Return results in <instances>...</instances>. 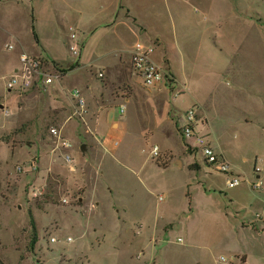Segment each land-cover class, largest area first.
I'll return each mask as SVG.
<instances>
[{
	"label": "rangeland",
	"instance_id": "1",
	"mask_svg": "<svg viewBox=\"0 0 264 264\" xmlns=\"http://www.w3.org/2000/svg\"><path fill=\"white\" fill-rule=\"evenodd\" d=\"M138 41L171 76L160 92L132 71ZM23 54L58 78L9 90ZM74 89L90 96L83 119ZM0 105L4 264H264V0H0ZM193 107L240 187L190 169L186 152L204 161L176 120ZM169 108L176 129L161 125Z\"/></svg>",
	"mask_w": 264,
	"mask_h": 264
},
{
	"label": "built area",
	"instance_id": "2",
	"mask_svg": "<svg viewBox=\"0 0 264 264\" xmlns=\"http://www.w3.org/2000/svg\"><path fill=\"white\" fill-rule=\"evenodd\" d=\"M72 38L75 39L76 36L72 35ZM10 48L13 49L12 46ZM155 50V43L145 44L141 41H138L134 46L131 56L130 63L132 71L134 75L141 79L144 87L146 88H156L160 85L165 86L171 77L165 72L162 66L153 61L152 55ZM70 51L75 57H80L81 55V48L76 42L70 46ZM20 60L23 64L22 83L18 82L20 76L16 75L13 80L8 83L9 90H12L15 86H31L33 82H30L29 80L35 77L37 74V77H45L44 83L43 80H41L42 85L52 84L54 78H58V76H50L41 72L43 63L39 58L23 54L21 55ZM102 76L103 74L100 73V77ZM72 96L76 103L75 115L83 119L88 114L87 102L79 89H74L72 91ZM118 112L119 116H123L125 112V105L119 106ZM199 117L200 110L196 107L190 108L177 116V125L182 133L184 142L189 149L193 150L194 153L198 154L202 158L204 163L211 170L227 177L226 185L229 189L239 187L241 184H243L244 180L239 175L234 173L231 163L225 158L224 155L218 153L211 142L207 140L206 136L202 134L201 126H203L204 123ZM51 133L57 138L61 147L65 149L71 148V144L63 138L61 131L53 128ZM114 145L118 146L119 142L115 141ZM152 154L155 157H159L158 147L153 149ZM65 158L68 163L72 162V159L69 155H67ZM260 187V182L253 184L254 189H259ZM159 199L160 201H163L164 197H160ZM222 260L225 261L224 258Z\"/></svg>",
	"mask_w": 264,
	"mask_h": 264
},
{
	"label": "crops",
	"instance_id": "3",
	"mask_svg": "<svg viewBox=\"0 0 264 264\" xmlns=\"http://www.w3.org/2000/svg\"><path fill=\"white\" fill-rule=\"evenodd\" d=\"M36 19V18H35ZM37 35H38V37H39V41H40V44L39 45H41V53H43L44 54V56L45 57H47L48 59H49V57H48V52L46 51L47 49L44 47V45H43V41H42V38H41V36H40V34L38 33V31H37ZM86 44H87V42H85V45H84V47H83V50H82V52H81V55H80V60H83V57H85L86 56V51H87V49H86ZM38 45V44H37ZM47 53V54H46ZM52 61V60H51ZM55 62V61H54ZM75 64H77V63H75ZM72 65V64H71ZM71 65H69V66H71ZM80 63H78V67L76 68V69H74V70H77L78 68H80ZM170 67H172V70H173V73H174V69H173V66H172V64H170ZM72 72V71H71ZM69 73V72H68ZM67 73V74H68ZM66 74V75H67ZM66 75H64V76H66ZM162 86H164V85H160V86H158V87H156V88H150V89H152V90H154V91H157V92H160L161 90H159V88L160 87H162ZM43 87V86H42ZM148 89V88H147ZM164 90V89H163ZM155 93V92H154ZM83 94V93H82ZM83 97L85 98V100H86V102H88L89 101V99H90V96L89 95H87V96H85L84 94H83ZM87 99H88V101H87ZM173 108L176 110V111H179V110H181V109H178L175 105H173ZM169 111H170V108H169V110H167L166 109V111H165V119L161 122V125L163 126V127H165V128H167V126L168 125H172L173 124V126H174V128H175V125H174V122L173 121H171V120H167V118H168V113H169ZM113 114V120L114 119H116L117 117L115 116V114H114V112H110V114L108 115V122L110 121V116ZM166 120V121H165ZM131 121H132V119H131V117L128 119V122L129 123H131ZM102 124V123H101ZM101 124H100V126H101ZM128 125V124H127ZM153 125H154V123H153ZM115 126V124H113V127ZM102 127V126H101ZM206 128V125L205 126H203V129H205ZM176 129V128H175ZM206 136V135H205ZM103 144V146H105L104 144H105V142L104 143H102ZM211 144H212V142H211ZM213 145V144H212ZM213 147H215V149L217 150L218 148L215 146V145H213ZM99 149H102V147H99ZM158 149H159V152L161 151L162 153L165 151H163V149H169L168 151H170V152H172V150H171V148H165V147H160V146H158ZM219 152H221L220 154H222V155H224V152L223 151H219ZM172 154H173V152H172ZM186 154H187V157H188V159H189V167H190V169H191V166L192 165H196V168H194V170L197 172V174L198 175H200V174H203L204 172H205V176H207L208 175V171L210 172V173H215V174H217V175H223V174H220V173H217V172H214L213 170H211L205 163H202V162H200V161H198L197 160V158L194 156V155H192L191 153H187L186 152ZM170 159H173V158H170ZM179 164H181V161H177ZM169 163H170V161L169 160H167V165L166 166H169ZM193 170V169H192ZM204 170H206V171H204ZM197 175V177H199ZM212 175V174H211ZM225 176V175H224ZM257 178H260V176H257ZM226 181H227V177H226ZM242 185V184H241ZM240 185V186H241ZM239 186V187H240ZM253 187V186H252ZM235 189V188H234ZM264 216H260L259 217V219L257 218L256 220H253V222L254 223H257L258 225L257 226H262V225H264V218H263ZM243 226H246V223H243ZM262 228H264V227H262Z\"/></svg>",
	"mask_w": 264,
	"mask_h": 264
},
{
	"label": "trees",
	"instance_id": "4",
	"mask_svg": "<svg viewBox=\"0 0 264 264\" xmlns=\"http://www.w3.org/2000/svg\"><path fill=\"white\" fill-rule=\"evenodd\" d=\"M32 33H33V38L36 44L39 45L40 41H39V37L36 32L35 20H33V24H32ZM77 67H78V64H72L71 66H69L68 69L62 70V72L64 75H66L68 72L73 71ZM194 168H196V165L191 166V169L194 170ZM31 227H32V233H33L32 240H31V249L34 250L35 245L37 244V229H36L35 221L33 218H31ZM0 264H4L1 259H0Z\"/></svg>",
	"mask_w": 264,
	"mask_h": 264
},
{
	"label": "water",
	"instance_id": "5",
	"mask_svg": "<svg viewBox=\"0 0 264 264\" xmlns=\"http://www.w3.org/2000/svg\"><path fill=\"white\" fill-rule=\"evenodd\" d=\"M1 106V105H0ZM2 107V106H1ZM113 120V114L110 116V121H112ZM81 150L83 151V152H86V150H87V146L84 144L82 147H81Z\"/></svg>",
	"mask_w": 264,
	"mask_h": 264
}]
</instances>
